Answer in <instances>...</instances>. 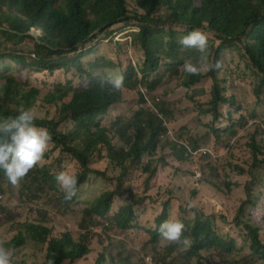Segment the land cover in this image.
Returning a JSON list of instances; mask_svg holds the SVG:
<instances>
[{
	"label": "rangeland",
	"instance_id": "1",
	"mask_svg": "<svg viewBox=\"0 0 264 264\" xmlns=\"http://www.w3.org/2000/svg\"><path fill=\"white\" fill-rule=\"evenodd\" d=\"M130 16L135 14H144L145 11L139 7L138 0H127ZM166 11L162 9V14ZM161 16L160 10L156 9L151 14V17L157 20ZM162 19L173 26L171 23H178L176 18V12L171 11L169 14L163 15ZM131 22V23H130ZM138 19H132L129 22L120 23L115 25L110 31L99 34L98 38L93 41V38L85 45L87 48H92L96 53L88 57V61L95 66L94 60L97 62L99 56H109L116 59V55L120 54V73L132 69L130 66H140L143 56L142 52L138 48L131 47L130 43V29L134 25L139 24ZM132 24V25H131ZM183 28L175 27V30L179 32ZM28 34V33H26ZM36 36V33H33ZM179 35L176 36L178 41ZM40 43V40L26 39L18 46L10 42H3L0 39V53H11L17 56L25 58L26 62H30L38 59V55L35 51V44ZM218 42L213 40L212 46L207 50L208 63L212 61L216 46ZM116 45H120L121 48H116ZM242 47L236 50L238 55L243 54ZM35 54V57L32 54ZM47 53V50H44ZM180 57L185 61L187 59V52L180 49ZM79 56L78 53L71 54ZM55 57V55H54ZM199 57V53H195V62ZM1 61H6L8 66L13 70H23L20 77V81L25 89H36L39 91L38 101L32 107L35 110L38 119L47 121H59L63 116V111H60V104H54V101L47 102L45 97L49 94L59 93L57 90L59 86H65L66 88L82 89V82L79 80H72L74 78V72L69 71V68H63L54 72H49L44 69L41 71L34 70L28 72V67L23 63L15 61L11 57H6ZM210 66V64H209ZM75 67V66H74ZM242 68V62H238V56L234 57L233 53L226 55L223 60V66L221 75L230 77L234 72H238ZM4 69H0L3 72ZM139 72V69H138ZM207 72L199 74L200 82L192 87L186 88L181 83L186 75L182 69L178 67L171 68L166 65V61H162L158 73L153 75V79L160 80V87L154 90L151 94L161 93L170 107L173 109L172 119L178 128L188 127L189 134L194 137L205 138L207 128L204 125L206 121L200 122L197 113L194 109L199 102H203L202 97L210 89L212 81H208ZM135 74V72L133 71ZM137 77L142 78L143 75L136 74ZM135 76V78H136ZM251 81L242 86L238 83L236 86H232L229 82L225 86L226 96L230 99L233 93H238L235 96L234 101L239 102L240 96L242 100L246 102H255L257 110L260 112V116H255V124L242 129L238 124V119L243 117L245 110L239 111V105L227 104L225 112L230 114L232 124L228 133L221 132L226 129L225 127L220 129L216 138H212L213 144L208 151H204L208 157L203 158L200 155L188 158L185 161L177 163L171 157L170 149L159 150L158 155L165 158L164 171H161L159 185H163V181L171 177L174 184L179 186L187 194L192 195L197 203L198 211L206 217H209L214 224L215 234L219 239L228 243L230 241L235 242V251L240 250L243 246H246L243 253L226 255L222 249H211L198 252L195 255H190L189 247H182L175 245V254L171 260H168V264H218L222 263L223 259L221 255L225 254V262L223 264H264V261L258 258H251L246 239L249 240L248 232L245 227L248 223L246 214L242 218H238V209L240 204L246 200L245 185L250 181V177L247 174V170L254 162L252 152L249 147L250 135L254 132L257 134L258 140L264 141V88L262 93H259L260 76L251 72ZM30 90V91H31ZM142 92H146L145 86H138L134 90H122V99L120 103L112 106L108 113L99 117L101 125L109 129L108 135L112 139L113 144L116 146L118 152H125L127 150V140L122 141L116 133L115 127H112L116 118L130 119L134 113L145 105H140V96ZM71 95L69 93L68 97ZM68 99V98H67ZM242 101V103H245ZM257 102V103H256ZM255 109V111H257ZM237 111V112H236ZM226 121V119H224ZM36 123V121H35ZM37 124V123H36ZM60 127L62 133H67L74 128L73 122L61 123ZM229 128V127H228ZM203 142L209 143V138L203 139ZM62 152L60 149L55 148L54 143L50 145L45 153L44 159L40 163L46 166V170L50 172V175H55L61 168H66L64 164H59ZM108 153L105 147H100L96 153L91 164V168L102 172L103 175L94 174L89 177V181L86 185L77 189V194L83 193L82 199L85 201L93 202V198L97 193L101 191L100 188H94L93 185L99 184L102 177L119 174L125 170L124 175L131 171L132 166L126 163L123 166H118L112 163L107 157ZM44 166V168H45ZM178 168V169H177ZM41 172L43 169H36ZM71 173H75V170L68 169ZM243 171V172H241ZM141 170L135 173L133 179L130 181L129 186L136 193H141L144 180L146 178ZM256 184L252 191H255V227L260 230V239L264 243V165L255 169ZM217 180V184H213L209 178ZM159 179V180H160ZM169 179V178H168ZM23 181V180H22ZM22 181L16 186L15 189L9 188L5 182L0 179V196L3 200L0 204V240L7 246L14 241L17 237H27L29 225H43L52 230L53 237L58 241H61L64 235H68L72 241H77L78 229L88 222V218H85L86 212L82 209L66 210L65 206L67 201L63 197V192L59 194L43 192L37 187L32 188V192L24 190ZM220 187L223 192H215V188ZM27 188H31L28 186ZM196 192V195H193ZM32 195L36 197L35 202L29 203L28 196ZM83 205L82 207H84ZM93 207V204H90ZM142 206L134 208V215H137V220L132 221L131 230L128 234H124L123 246L114 247L117 245H103V251L108 254L109 250L113 247L115 251L121 253L118 259L119 264H140L142 254L133 252L129 254L127 251L130 247H135L138 250H147V243L151 240V233H148L145 228L146 217L141 210ZM119 208H114L116 212ZM151 227L155 228L154 222ZM130 234V235H129ZM95 235H93L94 237ZM98 237V242L101 243V237ZM171 244L161 241L159 249V258L164 252L169 249ZM14 251L12 255V262L14 264H45L47 261L48 246L38 245L31 240L27 239L24 246L14 248L8 246ZM93 247H97L93 244ZM98 253V247L93 249V252L88 255L85 261L78 264H93V259ZM220 255V257H219ZM157 255L148 254L155 262ZM255 261V262H254Z\"/></svg>",
	"mask_w": 264,
	"mask_h": 264
},
{
	"label": "trees",
	"instance_id": "2",
	"mask_svg": "<svg viewBox=\"0 0 264 264\" xmlns=\"http://www.w3.org/2000/svg\"><path fill=\"white\" fill-rule=\"evenodd\" d=\"M61 0H0V39L3 42H10L18 46L22 41L31 39L32 36L26 34L32 27L42 31L40 43L35 44V51L38 59L26 62L25 58L11 53H0V122L17 114L21 107L32 108L38 101L39 92L34 89H25L20 81L21 70H13L6 61H1L6 57H11L15 61L23 63L28 67V72L44 69L51 73L55 70L74 67L81 73L84 66L81 59L86 53L79 56L71 55L79 50V47L85 45L91 40L93 32L101 26L111 24L120 19L125 14V0H69L68 5L62 6ZM139 6L145 11V15L139 17L137 25L138 32L134 34L133 45L143 52V61L139 66V72L143 75L141 83L149 90L156 88L157 82L150 81V77L156 74L162 61L171 68L182 64L183 58L180 57V49L183 47L176 41L183 37L175 30V27H185L184 32L187 35L193 29L209 31L215 40L219 41L215 53L222 56L224 51L230 50L236 52L239 47L245 50L252 64L255 66L256 74L260 76L259 93L264 88V0H138ZM88 4V7L86 6ZM68 9V10H67ZM156 9H164L166 14L171 11L176 12L178 23L184 26L168 25L165 27L160 20H155L151 14ZM67 10V12H66ZM173 24V23H171ZM107 26L105 28H109ZM178 39V40H179ZM212 45H208V49ZM47 50V53H44ZM55 55V57H54ZM244 56V54H243ZM96 69L93 68V71ZM124 75L125 83L130 81L131 70ZM87 77L91 79L89 88L82 89L79 92H73L72 99L65 103L63 116L59 121L38 120L43 126L51 128L54 134L55 147H60L64 155L70 156V163L67 168L75 170L78 184L77 189L86 185L89 177L94 174L103 175L102 172L92 169L90 166L93 158L100 147H105L107 157L116 165L131 166L135 158L144 152L153 150V142L156 134L153 135L147 130L156 118V114L143 109L137 110L133 116L132 124L121 126L120 118L115 122L117 136L122 141L127 140V150L118 152L112 139L109 137V129L101 125L99 117L108 113L110 107L121 100V92H115L111 95L102 92L99 87L98 78L92 77L87 72ZM137 79V76L136 78ZM199 75H186L183 84L191 87L200 82ZM139 81L136 80L135 84ZM31 90V91H30ZM212 99L210 105L220 113L222 104H236L234 98L228 99L220 83L214 79L212 86ZM63 91H59L54 97L49 94L45 97L47 102L54 99H63ZM140 103L145 104V98L141 95ZM257 103V102H256ZM160 111L163 110V104L157 105ZM257 110V107L255 106ZM255 116H260L259 110L255 111ZM3 117V118H2ZM60 122H73L74 128L67 133L55 131L60 127ZM229 125L221 132L228 133ZM131 128L134 130L131 131ZM220 132V131H219ZM147 136V142L143 144V135ZM255 169L264 165V141L258 140L255 134ZM179 158L182 154L177 153ZM152 163L149 164V168ZM66 169V170H68ZM125 172V170H124ZM129 172H127V175ZM57 175V174H56ZM44 168L41 172H29L23 180L26 182L23 189L32 192L33 187H37L42 192L59 194L55 177ZM102 182L109 188L106 178ZM256 176L251 182L252 186L256 184ZM31 186V188H27ZM252 189L248 190L249 194ZM115 193L106 192L96 201L95 210H89L85 218L92 217L93 214L105 215L109 209L105 206L114 198ZM64 197V195H63ZM77 194L72 200H66L67 204H73ZM36 197L29 195L28 202H35ZM126 214V218L124 215ZM132 209L126 208L120 215V228L127 230L128 225L133 219ZM126 220V222H125ZM126 224V225H125ZM188 237L191 240L192 249L190 254H197L200 251L220 248L221 241L216 237L210 228V220L201 215L194 222L189 224ZM47 229L39 225H29L27 235L35 238H43ZM160 239L159 231L153 232L149 245L152 250H157L156 245ZM65 240L58 242L51 240L48 245V257L50 259L60 256ZM23 236L17 237L8 246L18 248L23 245ZM44 242H47L46 240ZM81 256L88 253V248L79 243ZM178 245V244H177ZM181 246V245H178ZM7 247V246H6ZM226 248H229V246ZM251 250L253 255L259 260L264 261V243L259 237V229L255 228V239H251ZM175 254V245H172L165 252V259L161 260L166 264V259Z\"/></svg>",
	"mask_w": 264,
	"mask_h": 264
},
{
	"label": "clouds",
	"instance_id": "3",
	"mask_svg": "<svg viewBox=\"0 0 264 264\" xmlns=\"http://www.w3.org/2000/svg\"><path fill=\"white\" fill-rule=\"evenodd\" d=\"M68 3L69 0L60 1V4L65 7L68 5ZM86 6L88 7V4ZM124 9L125 14L123 17L112 22L111 24L101 26L98 30L90 34L89 37L92 36L94 41L98 38L99 34H104L110 31L115 25L124 22H129L132 19L139 20L140 16L145 15L144 13L130 16L127 0L124 1ZM160 12L161 16L157 20H160V23H163L165 25L169 24L168 22L162 19L163 15H165L166 12L162 14V9H160ZM173 24L181 25L180 23ZM137 25H134L132 28H130L133 31L129 34L130 41L128 42L133 48H138L133 45L134 34L138 32ZM107 26L110 27L105 28ZM180 28H183L179 30L180 35H182L183 37L178 40V43L183 46L181 50L188 53V61H185L183 59V62L179 67L182 69L183 72L188 75H199L202 72L208 71L207 75L203 76L208 77V81H212L210 89L202 97L203 102H199L197 107L194 109V112L197 113L199 121H206L204 122V125L207 128L205 138H209V143L203 142V139L205 138L202 139L200 137H194L193 135L189 134L188 127L178 128L176 126L172 119L173 109L170 107V105L167 103V101L164 99L163 95L160 92L150 96V94L154 90L161 86L160 80L153 79L152 75L150 77V81L157 82L156 88L151 91L145 86L146 92H142L141 94H139V96L141 98V95H143L146 103H139L142 106L145 105V107H141L140 110H148L156 114L155 121L150 126H146V131H149L153 135V137L154 134L157 135L154 137L153 150L144 152L143 154L135 158V162L132 164L131 171H129L128 175H124L123 170V172L115 174L114 177H111L110 175L104 177L108 181L109 188H107L106 185H104V183L102 182V177L99 184L93 185L94 188L98 187L101 189V191L97 193L96 196L93 198V202L83 200V193L77 194L78 180L75 174L71 173L69 170H66V168L59 169L57 175L55 174V180L59 190L63 192L65 200L70 201L77 194L75 202L73 204H67L65 206L66 210H95L98 208L94 207L96 201L99 200L106 192L115 193V195L110 202H108L105 206H102L105 209H109L108 213L103 216L100 214H93V216L88 219V222L78 229V238L76 242L72 241L68 235L63 236L61 241L65 240L66 237L69 241H67L63 246L62 254L60 256L50 259L48 257L47 250V261L45 264H78L80 262L85 261L86 257L93 252L94 248L97 247L98 253L93 259V264H119L118 259L120 258L121 253L115 251V249L112 247L109 250L108 254H105L102 250L103 245H117L114 247L123 246L124 242L126 241H123L124 238L122 239L121 237H123L125 233L128 234L130 232L132 222L128 225V227L130 228H128L127 230H123L120 228L119 217L123 213L124 209L131 208L132 216L130 218H127V221L129 219H133L132 221L135 222L138 216L134 215L133 210L134 208H137L139 206H142L141 210L143 211L146 217L145 228L147 232L152 234L153 232L159 231L160 235L159 242L156 245L157 250H152L149 243H147V250H138L135 247H130L128 249L127 252L129 254L133 252L142 254L140 264H163L161 260L165 259L166 251L163 255L160 256V258L158 256L161 241L171 244L169 247H171L173 244H178L182 247H189V251L192 249L193 243H191V240L188 237L184 236L189 235V224L194 222L203 214L198 211L195 198L192 195L187 194L186 191L182 190L179 186L172 182L171 177L175 173L171 176H168L169 179L166 178V180L163 181V185L158 184L161 182V171L165 172L163 169L165 166V158L163 156H159L158 151L160 149H170L171 157L175 161H177L178 164L179 162L185 161L188 158L198 155L203 158L208 157L207 154L202 152L208 151L211 148V145L213 144V142L211 141L212 138H216L220 129L224 127L227 128L229 125L232 124L230 114L227 115V113L225 112V107L227 106V104L230 103L222 104L220 106V113L216 109H214L209 103L213 95L212 86L214 79H216L220 83L223 90L229 82L232 86H236L238 83H241L242 86H245L251 81V72L255 75V66L252 64L249 56L247 55L244 49L242 50L244 56L243 54L238 55L237 52H233L230 50L224 51L222 56H220L215 53V51L212 61L208 63L207 50L208 45H212V41L215 40L213 35L209 31H202L200 29H193L187 35H185L184 32L186 28ZM27 33L31 35L33 39L36 40H40V37L42 36V31L36 27H32ZM33 33H36L37 35L34 36ZM215 41H217L219 44L218 40ZM88 42H86L85 45ZM85 45L80 46L79 50L75 52L78 53V55L86 53L81 59L85 72L81 73L75 67L69 68V71L74 72V78H72V80L81 81L83 85L82 89L89 88L91 84V79L87 77V72H90L93 78H98L99 87L102 92H106L109 95L115 92H121V99L123 89L131 91L137 88L139 85L144 86V84L141 83L143 77H137V79H135L136 74L142 75L140 72H138L139 67L137 65L130 66L132 67V69L128 70H131L130 74L132 76L134 75V77H130V81L128 83H125L124 75L128 73V70L123 73L119 72V70L122 69V67L120 66V54L116 55V59H113L109 56L101 55L99 56V58H95L98 59V61L96 62L94 60V66L88 61V57L96 53V51H93L92 48H87ZM116 48L120 49L121 46L116 45ZM139 51L142 52L140 49ZM195 53H199V57L196 62ZM232 53L234 57L238 56V62H242V68L238 72H234L232 75H230V77L223 76L220 74L222 71L223 60L226 55ZM32 55L35 57L34 53ZM93 68H95L96 70L93 71ZM133 71L135 72V74L133 73ZM136 80H138L139 82L135 84ZM82 89H76L73 87L66 88L65 86H59L57 90L63 91L65 96L63 99H60L59 97L56 100L54 99V104H60L59 110L63 111L65 103H69L71 101L73 92H79ZM34 90L39 92L36 89ZM69 93H71V95L68 97ZM53 95L55 97V93H53ZM236 95H238V93H233L230 99L232 97L235 99ZM120 101L118 103H120ZM242 101L244 100H242L240 96V101L235 102L239 105V111L245 110L244 116L238 119V124L242 129H247L248 127L255 124V102H246L247 99L244 101L245 103H242ZM159 104H163L162 111H160L157 107V105ZM136 113L137 112H135L134 115ZM133 116L130 119L120 118L121 126H127L129 124H132ZM118 118L119 117H117L116 120ZM37 119L38 116L34 109L21 107L16 115L11 116L8 119L0 122V179H2L5 184L11 189H15L16 186L19 185V183L29 172L39 171L36 170L38 168L44 169L45 164L41 165L40 163L44 159L45 153L49 145L50 148L52 143H54L55 145V133H53V130L51 128L39 124L37 122ZM224 119H226V121ZM35 121L37 124L35 123ZM115 122L113 123L112 127L117 126L115 125ZM133 130L134 128H131V131L129 133H131ZM55 131H57V129H55ZM58 132H61V128H59ZM142 140L143 144L147 142L146 134L143 135ZM248 145L251 149L254 162L252 163L251 167L246 171L250 177V181L247 182L245 185V193L247 196L246 200L240 204V208L238 209V218H242L243 215L246 214L248 223L245 229L248 232L249 240L246 239L245 242L249 250L251 251L250 257L255 258L251 250V239H255V228L259 229L258 227H255V191H252L255 186L251 185V182L255 177V155L253 152V147H255V130L250 135V142ZM55 148L61 150L60 147ZM177 153L182 154V158H179L177 156ZM70 161L71 160L69 155L62 154L59 164L62 163L65 165V167H67ZM150 163L152 164L149 168ZM139 170H141L147 176L144 180L142 192L136 193L132 189V187L129 186V183L133 179L135 173H137ZM209 179L213 184L218 183L217 180L214 179V177ZM25 182L26 181L23 180L21 185ZM250 189L252 190L248 194L247 191ZM215 192L220 193L223 192V190L220 187H217L215 188ZM193 195L195 196L196 192H193ZM2 200L3 197L0 196V204ZM90 204H93V207H91ZM83 205L85 206L82 207ZM116 207L119 209L114 212L113 210ZM124 218H126V214L124 215ZM207 218L210 220L209 217ZM153 222L156 226L155 228L151 227ZM39 226L43 227V225ZM210 228L215 233L214 224L211 220ZM46 229V231H49V234L46 233L45 237L38 238L37 240L27 235L26 238L23 237V245L20 244L19 247L24 246L27 242V239H29L38 245L48 246L49 249L48 243L51 240H58L53 237V232L51 229ZM93 235L95 236L93 237ZM97 236L101 237V243L98 242ZM216 237L218 238L217 235ZM45 240L47 242H44ZM219 240L221 241L222 246L217 249H222L226 255H234L238 253L244 254L246 250V246H243L240 250L235 251L234 241L225 243V241L221 239ZM79 243H83L88 248V253L84 257L81 256V248L78 245ZM93 244H95L97 247H93ZM6 246L7 245L4 244L2 240H0V264H14V262H12V255L14 256V251L8 246ZM226 246H229V248H226ZM148 254L157 255V260L154 262L151 257H148ZM225 254L221 255L222 257H220L219 255V257L223 259V262H218V264H223L225 262ZM172 258L173 257L167 258L166 264H168V260H171ZM247 258L248 255H246L245 260H247Z\"/></svg>",
	"mask_w": 264,
	"mask_h": 264
}]
</instances>
